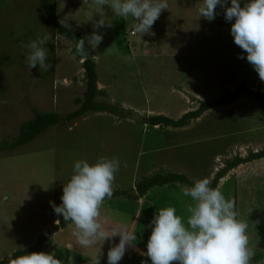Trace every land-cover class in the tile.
<instances>
[{
	"label": "rangeland",
	"instance_id": "1",
	"mask_svg": "<svg viewBox=\"0 0 264 264\" xmlns=\"http://www.w3.org/2000/svg\"><path fill=\"white\" fill-rule=\"evenodd\" d=\"M49 2L60 24L74 35H91L93 23L100 19L93 0ZM167 2L168 9L141 37L131 35L135 21L117 17L103 6L112 27L98 29L102 43L95 49L88 46L105 94L96 102L116 108L124 119L88 113L48 128L27 144L0 151V261L37 246L39 252L54 253L61 264H94L100 242L82 248L69 233L72 223L62 228L63 217L49 203L61 204L63 186L78 160L92 165L101 157L119 158L114 192L121 195L105 201L99 220L109 232L122 222L137 234L135 247H128L118 264L142 260L151 264L143 255L151 233L145 226L169 206L186 222L192 201L183 195L185 186L175 184L151 189L134 208L136 184L174 173L193 183L208 178L212 184L226 161L264 150V109L245 97L227 106L230 112L212 110L184 129L145 124L156 113L177 121L202 102L226 97L240 84L264 94V82L246 59L237 58L246 54L235 45L230 34L234 21H225L222 8L217 6L215 19L207 21L198 13L203 0ZM240 2L243 7L248 0ZM40 3L0 0V145L15 142L20 127L34 113L64 117L76 112L74 101L81 100L85 91L75 44L55 34ZM45 31L53 34L45 45L52 68L41 74L38 66L28 70L19 41L35 39ZM217 188L235 200L237 219L248 223L249 247L255 252L250 264H264V159L238 167ZM117 243L119 236L105 240L99 264H107V252Z\"/></svg>",
	"mask_w": 264,
	"mask_h": 264
},
{
	"label": "clouds",
	"instance_id": "2",
	"mask_svg": "<svg viewBox=\"0 0 264 264\" xmlns=\"http://www.w3.org/2000/svg\"><path fill=\"white\" fill-rule=\"evenodd\" d=\"M93 3L100 19L93 23L91 35L74 39L75 54L84 59L90 56L88 46L95 49L102 43L103 36L97 30L112 27L104 18L103 6H109L117 17L135 21L133 27L140 37L150 33L162 10L169 7L167 0H93ZM217 6L223 9L225 21H234L230 34L235 45L246 54H238L237 58L246 59L264 82V0H248L243 7L240 0H230V6L227 0H203L198 9L199 17L213 21L218 14ZM65 27L69 28L67 22ZM52 39L49 31L37 33L35 39H20L19 47L25 50L23 56L28 70L38 66L41 74L49 72L52 64L45 45ZM120 166L118 157H101L92 165L83 159L74 162V174L63 186L61 204L49 202L56 215L74 225L72 234L82 248L100 242L94 264H99L105 240L119 236V243L107 252V264H118L128 247H135L133 242L138 239L122 222L109 232L99 220L103 204L113 197L115 174ZM210 185L208 178H201L183 190V195L192 201L186 208V222L169 206L161 209L145 226L151 228V233L143 255L151 264H250L255 252L249 247L248 223L237 219L235 200L226 198ZM11 264H61V260L54 253L31 252L14 258ZM141 264L146 262L142 260Z\"/></svg>",
	"mask_w": 264,
	"mask_h": 264
},
{
	"label": "trees",
	"instance_id": "3",
	"mask_svg": "<svg viewBox=\"0 0 264 264\" xmlns=\"http://www.w3.org/2000/svg\"><path fill=\"white\" fill-rule=\"evenodd\" d=\"M40 6L43 10V13L47 20L50 22L51 27L56 35L70 41L73 44H76L74 39H80L85 36L74 35L66 28H64L56 16L55 6L49 2V0H40ZM12 34V32H11ZM91 53V51H90ZM82 60L81 67L84 70L85 77V91L83 93L82 99H76L74 104L79 107V109L71 113L67 116L61 117L55 114H39L34 113V117L32 120L23 124L20 127V132L15 142L10 145L4 144L0 145V151L4 150H12L16 147L22 146L24 144L29 143L34 140L36 137L45 133L48 128L55 127L61 125L64 122H73L77 119L85 116L88 113L94 114H102L108 113L111 115H116L117 118L124 119L122 116L123 113L117 111L116 108L107 105L105 103H97L95 101L96 97H105L103 91L97 89V76H96V67L95 62L90 56L87 59L78 57ZM241 97H245L250 100L257 101L262 109H264V94L260 91H254L252 88L245 86L244 84H240L239 87L234 89L232 93L227 95L226 97L220 98L218 100L212 101L210 103H201L196 111L187 113L183 115L179 120L173 121L168 118L162 116L149 117L145 119V124L155 127L158 125H164L165 127H170L174 129H182L188 126L190 121L196 120L201 117L205 112L212 111L218 108L227 107L229 105L234 104ZM264 159V150L257 152L255 154L249 153L246 158L235 157L231 161L225 162V167L218 171L212 181L211 187L217 188L219 181L227 176L230 172L236 170L238 167L249 164L251 162H256ZM182 185L185 187L193 186V182H191L185 175L182 174H167L163 175H155L150 178H147L141 182H138L135 186V198L131 200V204H136L137 200L143 199L146 194L155 187H164L167 185ZM121 195V192H114L113 197L111 199H115ZM61 227H65L70 221L65 222L61 221ZM39 248L34 246L32 249L24 250L16 252L12 255V257L7 261H0V264H11L12 260L18 256L25 255L31 252H39ZM260 255L256 258L258 260Z\"/></svg>",
	"mask_w": 264,
	"mask_h": 264
},
{
	"label": "crops",
	"instance_id": "4",
	"mask_svg": "<svg viewBox=\"0 0 264 264\" xmlns=\"http://www.w3.org/2000/svg\"><path fill=\"white\" fill-rule=\"evenodd\" d=\"M83 61L82 60H80L79 58H78V63H79V65H81V63H82ZM103 87L101 86V85H99V83L97 82V89L98 90H103L102 89ZM96 98H100V96H98V97H96ZM104 98V97H103ZM95 101H96V99H95ZM97 101H98V99H97ZM203 103V102H202ZM236 103H237V101L235 102V105H236ZM233 105V104H232ZM199 107V106H198ZM218 109H221V110H226V112H230L229 111V108H227V107H222V108H218ZM215 110H217V109H215ZM185 110H183V111H181L182 113L184 112ZM196 111V110H195ZM180 112V113H181ZM208 112H210V111H207V112H205L203 115H205L206 113H208ZM187 113V112H186ZM94 114V113H93ZM99 115V114H98ZM184 115H185V113H184ZM202 115V116H203ZM156 116H162V115H160V114H158V113H156V115H154V116H152V117H156ZM183 116V115H182ZM181 116V117H182ZM201 116V117H202ZM84 117V116H83ZM162 117H165V116H162ZM165 118H167V117H165ZM168 119H170V118H168ZM197 120V119H196ZM195 121V120H194ZM158 126H160V125H158ZM158 126H155L154 128L155 129H157V127ZM189 126V125H188ZM187 126V127H188ZM187 127H185V128H187ZM182 129H184V128H182ZM115 202V201H114ZM107 203H109V202H107ZM134 206H136L135 204L134 205H132V207H134ZM135 208V207H134ZM131 216H133V213L131 212ZM102 224V223H101ZM74 225L72 224L69 228L71 229V231H69V228H64V230L66 231V232H68L69 231V233H73V230H74V228L72 229L71 227H73ZM104 227V226H103ZM60 233H59V235H62V232H63V230H61V231H59ZM58 235V234H57ZM66 240H69V239H67L66 238ZM70 244V243H69ZM66 245H68V244H66Z\"/></svg>",
	"mask_w": 264,
	"mask_h": 264
},
{
	"label": "water",
	"instance_id": "5",
	"mask_svg": "<svg viewBox=\"0 0 264 264\" xmlns=\"http://www.w3.org/2000/svg\"><path fill=\"white\" fill-rule=\"evenodd\" d=\"M54 229H57V228L55 227ZM53 232H54V231H51V232L47 235V237H49L50 235H52Z\"/></svg>",
	"mask_w": 264,
	"mask_h": 264
},
{
	"label": "built area",
	"instance_id": "6",
	"mask_svg": "<svg viewBox=\"0 0 264 264\" xmlns=\"http://www.w3.org/2000/svg\"><path fill=\"white\" fill-rule=\"evenodd\" d=\"M134 32H135V30H133V32L131 33V35H132V36H134V35H135V34H134Z\"/></svg>",
	"mask_w": 264,
	"mask_h": 264
}]
</instances>
